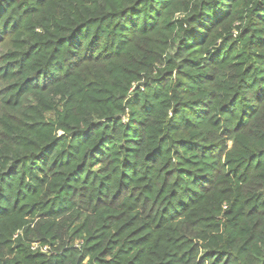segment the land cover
Instances as JSON below:
<instances>
[{
    "label": "trees",
    "instance_id": "1",
    "mask_svg": "<svg viewBox=\"0 0 264 264\" xmlns=\"http://www.w3.org/2000/svg\"><path fill=\"white\" fill-rule=\"evenodd\" d=\"M0 264H264V0H0Z\"/></svg>",
    "mask_w": 264,
    "mask_h": 264
}]
</instances>
